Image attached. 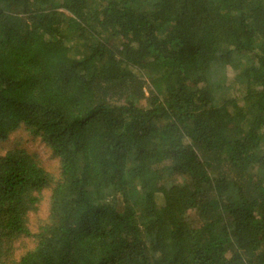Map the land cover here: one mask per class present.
Returning <instances> with one entry per match:
<instances>
[{
    "label": "trees",
    "instance_id": "1",
    "mask_svg": "<svg viewBox=\"0 0 264 264\" xmlns=\"http://www.w3.org/2000/svg\"><path fill=\"white\" fill-rule=\"evenodd\" d=\"M0 264H264V0H0Z\"/></svg>",
    "mask_w": 264,
    "mask_h": 264
},
{
    "label": "rangeland",
    "instance_id": "2",
    "mask_svg": "<svg viewBox=\"0 0 264 264\" xmlns=\"http://www.w3.org/2000/svg\"><path fill=\"white\" fill-rule=\"evenodd\" d=\"M230 75L231 73H229V76ZM17 139L20 142H22L23 147L26 148L29 152L36 153L48 170L52 172L56 170L57 163L55 160H53L50 157L46 147L38 139L32 138L31 136L27 135L23 130H18L16 133L12 134L10 136V139L2 144L1 150L3 151V149L8 147L12 141H15ZM46 209H47V192H44L43 198L41 199L38 205V210L35 213H31L30 215L31 223L36 221L38 218H42L46 213Z\"/></svg>",
    "mask_w": 264,
    "mask_h": 264
}]
</instances>
